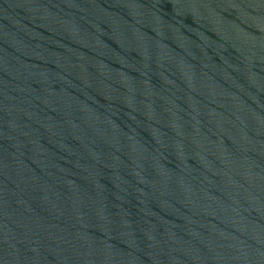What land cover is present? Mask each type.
<instances>
[{"label": "water", "instance_id": "water-1", "mask_svg": "<svg viewBox=\"0 0 264 264\" xmlns=\"http://www.w3.org/2000/svg\"><path fill=\"white\" fill-rule=\"evenodd\" d=\"M0 264H264V0H0Z\"/></svg>", "mask_w": 264, "mask_h": 264}]
</instances>
